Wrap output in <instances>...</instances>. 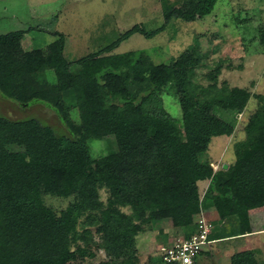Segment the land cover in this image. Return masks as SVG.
I'll return each mask as SVG.
<instances>
[{
  "label": "trees",
  "instance_id": "obj_1",
  "mask_svg": "<svg viewBox=\"0 0 264 264\" xmlns=\"http://www.w3.org/2000/svg\"><path fill=\"white\" fill-rule=\"evenodd\" d=\"M218 0H161L163 24L148 33L134 25L100 51L69 62L65 37L45 51L23 52V30L0 34V91L21 103L43 101L54 109L68 132L58 133L38 118L11 120L0 116V264H69L91 257L89 228L96 226L100 247L110 260L99 264H138L136 237L153 223L196 231L194 217L211 200L217 226L210 239L252 232L249 205L264 201V107L249 118L245 139L234 144V161L216 170L202 160L212 137L230 136L237 115L250 97L245 88L214 80L196 81L202 64L198 46L178 58L155 64L142 51L108 54L132 34L151 38L172 18L193 22L210 14ZM264 46V30L261 31ZM19 52L22 56L13 57ZM53 70L56 83H39L36 74ZM172 91L180 119L164 107ZM78 108L80 123L70 118ZM163 138L166 147L141 138ZM112 137L114 148L93 158L89 142ZM208 180L205 197L198 181ZM107 194L100 198V190ZM69 198L56 213L44 195ZM106 202V203H105ZM128 209L125 212L123 209ZM82 231H78L80 218ZM149 226V227H148ZM146 228V229H145ZM81 242L82 244H80ZM150 264H160L150 259ZM231 264H259L251 251L235 252Z\"/></svg>",
  "mask_w": 264,
  "mask_h": 264
},
{
  "label": "rangeland",
  "instance_id": "obj_2",
  "mask_svg": "<svg viewBox=\"0 0 264 264\" xmlns=\"http://www.w3.org/2000/svg\"><path fill=\"white\" fill-rule=\"evenodd\" d=\"M182 1L170 0L175 5ZM162 24L161 0H0V34L23 30L25 34L20 40L21 49L31 52L37 49L45 51L57 39L54 33H62L65 37L63 54L69 62L100 51L134 25H141L150 33ZM263 30L264 0H218L213 11L201 19L187 22L174 17L155 36L145 38L134 33L108 54L142 51L155 64L168 63L195 45L203 58L202 64L195 69L196 81L206 84L211 81V76L206 74L218 70L212 81L218 84L226 82L230 87L249 91V100L237 115L232 135L212 137L206 153L201 156L202 160L210 162L213 170L219 171L223 170L224 163H233L234 144L245 139V126L249 118L264 107V46L260 42ZM21 56L19 52L13 55L18 59ZM35 74L39 83H56L53 70ZM162 98L167 112L180 119L177 95L165 91ZM69 105L70 118L79 124L78 108L73 102ZM0 116L11 120L35 117L58 133L68 132L56 111L43 101L21 103L5 97L1 91ZM141 138L156 141L163 148L167 146L163 138L157 135L145 132ZM89 144L93 158L107 154L115 146L112 137L91 140ZM197 185L200 197H205L209 181H198ZM99 192L100 198L106 201L104 189ZM43 199L56 213L70 203L69 198L47 194ZM200 210L194 217V223L203 216L206 220L214 219L218 231L219 228L229 227L227 222L217 226L218 214L211 200L202 201ZM249 217L255 232L242 237L217 239L207 244L201 252L200 264H231V255L243 250L251 251L257 263L264 264V231L258 232L264 228V201L249 205ZM83 219L84 215L80 218L78 231L83 230ZM96 229V226L89 228L91 238L88 247L92 256L78 255L69 264H99L110 260L100 247V234ZM188 232V229L173 226L170 220L153 223L150 229L136 237L138 264H150V259L158 260L160 247L167 246L170 240L186 236Z\"/></svg>",
  "mask_w": 264,
  "mask_h": 264
},
{
  "label": "built area",
  "instance_id": "obj_3",
  "mask_svg": "<svg viewBox=\"0 0 264 264\" xmlns=\"http://www.w3.org/2000/svg\"><path fill=\"white\" fill-rule=\"evenodd\" d=\"M195 225V232L170 240L167 246L160 247V264H199L198 260L204 247L217 240L209 238V235L216 231V225L214 219L206 220L203 216L198 218Z\"/></svg>",
  "mask_w": 264,
  "mask_h": 264
},
{
  "label": "water",
  "instance_id": "obj_4",
  "mask_svg": "<svg viewBox=\"0 0 264 264\" xmlns=\"http://www.w3.org/2000/svg\"><path fill=\"white\" fill-rule=\"evenodd\" d=\"M227 167H228V165L226 163H224L222 166V169L225 170V169H227Z\"/></svg>",
  "mask_w": 264,
  "mask_h": 264
},
{
  "label": "crops",
  "instance_id": "obj_5",
  "mask_svg": "<svg viewBox=\"0 0 264 264\" xmlns=\"http://www.w3.org/2000/svg\"><path fill=\"white\" fill-rule=\"evenodd\" d=\"M205 183H206V181H205ZM261 231H264V228H263V229H259V230H258V232H261Z\"/></svg>",
  "mask_w": 264,
  "mask_h": 264
},
{
  "label": "flooded vegetation",
  "instance_id": "obj_6",
  "mask_svg": "<svg viewBox=\"0 0 264 264\" xmlns=\"http://www.w3.org/2000/svg\"><path fill=\"white\" fill-rule=\"evenodd\" d=\"M198 262H199V264H200V262H202V259L200 258V259L198 260Z\"/></svg>",
  "mask_w": 264,
  "mask_h": 264
}]
</instances>
